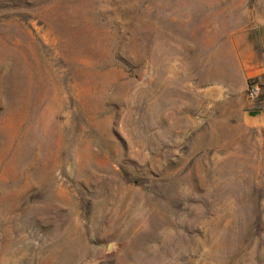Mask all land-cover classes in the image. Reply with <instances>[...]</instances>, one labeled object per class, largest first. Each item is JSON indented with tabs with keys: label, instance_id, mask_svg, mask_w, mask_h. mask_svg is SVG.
I'll use <instances>...</instances> for the list:
<instances>
[{
	"label": "rangeland",
	"instance_id": "obj_1",
	"mask_svg": "<svg viewBox=\"0 0 264 264\" xmlns=\"http://www.w3.org/2000/svg\"><path fill=\"white\" fill-rule=\"evenodd\" d=\"M255 108L264 0H0V264H264Z\"/></svg>",
	"mask_w": 264,
	"mask_h": 264
},
{
	"label": "built area",
	"instance_id": "obj_2",
	"mask_svg": "<svg viewBox=\"0 0 264 264\" xmlns=\"http://www.w3.org/2000/svg\"><path fill=\"white\" fill-rule=\"evenodd\" d=\"M260 89H261V86L259 82L257 81L250 82V85L248 87V96L254 100L258 99L260 95ZM255 109H258V108H255Z\"/></svg>",
	"mask_w": 264,
	"mask_h": 264
},
{
	"label": "water",
	"instance_id": "obj_3",
	"mask_svg": "<svg viewBox=\"0 0 264 264\" xmlns=\"http://www.w3.org/2000/svg\"><path fill=\"white\" fill-rule=\"evenodd\" d=\"M250 116H260L262 114H264V108H258V109H252L250 111H248Z\"/></svg>",
	"mask_w": 264,
	"mask_h": 264
}]
</instances>
